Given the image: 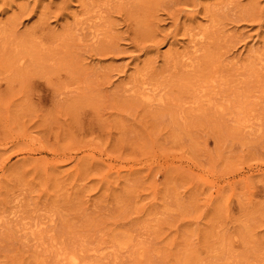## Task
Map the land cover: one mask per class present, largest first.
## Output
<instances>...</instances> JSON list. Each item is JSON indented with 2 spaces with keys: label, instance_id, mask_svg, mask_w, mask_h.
I'll use <instances>...</instances> for the list:
<instances>
[{
  "label": "rangeland",
  "instance_id": "rangeland-1",
  "mask_svg": "<svg viewBox=\"0 0 264 264\" xmlns=\"http://www.w3.org/2000/svg\"><path fill=\"white\" fill-rule=\"evenodd\" d=\"M71 263L264 264V0H0V264Z\"/></svg>",
  "mask_w": 264,
  "mask_h": 264
},
{
  "label": "bare ground",
  "instance_id": "bare-ground-1",
  "mask_svg": "<svg viewBox=\"0 0 264 264\" xmlns=\"http://www.w3.org/2000/svg\"><path fill=\"white\" fill-rule=\"evenodd\" d=\"M71 260V259H70ZM71 264H73V263H71Z\"/></svg>",
  "mask_w": 264,
  "mask_h": 264
}]
</instances>
